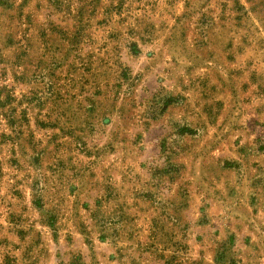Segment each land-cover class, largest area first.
Instances as JSON below:
<instances>
[{
	"label": "rangeland",
	"instance_id": "obj_1",
	"mask_svg": "<svg viewBox=\"0 0 264 264\" xmlns=\"http://www.w3.org/2000/svg\"><path fill=\"white\" fill-rule=\"evenodd\" d=\"M0 264H264V0H0Z\"/></svg>",
	"mask_w": 264,
	"mask_h": 264
}]
</instances>
